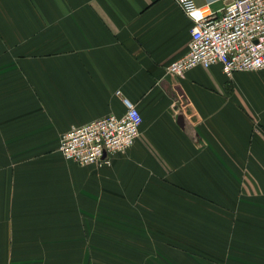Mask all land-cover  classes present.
I'll return each instance as SVG.
<instances>
[{"label": "crops", "instance_id": "obj_1", "mask_svg": "<svg viewBox=\"0 0 264 264\" xmlns=\"http://www.w3.org/2000/svg\"><path fill=\"white\" fill-rule=\"evenodd\" d=\"M193 25L176 0H0V264H21L13 251L52 243L71 186L80 201L90 195L82 184L101 200L103 187L119 192L144 177L145 185L173 183L226 201L242 184L239 201L264 203V70L229 78L213 65L171 75ZM123 98L143 118L134 146L110 166L66 160L61 135L124 114ZM8 152L47 154L45 183L22 178L21 161L11 177Z\"/></svg>", "mask_w": 264, "mask_h": 264}, {"label": "rangeland", "instance_id": "obj_2", "mask_svg": "<svg viewBox=\"0 0 264 264\" xmlns=\"http://www.w3.org/2000/svg\"><path fill=\"white\" fill-rule=\"evenodd\" d=\"M53 152L61 156L54 148ZM4 156L11 177L14 164L21 161L22 178L45 183L41 178L47 154ZM137 181L134 178V185L119 192L103 187L101 200L93 199L92 186L82 184L81 195L85 191L90 195L80 201L78 188L71 186L64 203L68 211L64 206L59 217L55 211L52 243L29 244L38 247L13 251V258L21 259V264H264V216L253 209L257 204L264 213V203L239 201L247 196L242 184L232 188L235 199L209 201L173 183L145 185L144 177L141 184Z\"/></svg>", "mask_w": 264, "mask_h": 264}, {"label": "built area", "instance_id": "obj_3", "mask_svg": "<svg viewBox=\"0 0 264 264\" xmlns=\"http://www.w3.org/2000/svg\"><path fill=\"white\" fill-rule=\"evenodd\" d=\"M176 1L194 25L188 52L167 66L171 75L213 65H221L229 78L240 71L264 70V0H223L219 10L196 0ZM123 102L124 114H109L64 132L59 140L63 157L78 165L103 167L131 149L143 118L137 105L127 98Z\"/></svg>", "mask_w": 264, "mask_h": 264}]
</instances>
